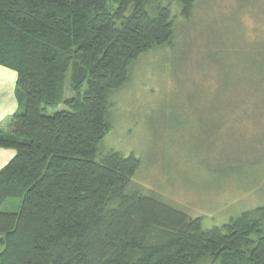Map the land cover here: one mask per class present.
<instances>
[{
	"label": "trees",
	"instance_id": "trees-1",
	"mask_svg": "<svg viewBox=\"0 0 264 264\" xmlns=\"http://www.w3.org/2000/svg\"><path fill=\"white\" fill-rule=\"evenodd\" d=\"M171 5L188 20L195 0H0V66L16 73L17 101L0 130L14 152L0 170V264H264V206L204 228L128 188L133 155L96 160L108 96L173 43ZM8 200L15 211L1 210Z\"/></svg>",
	"mask_w": 264,
	"mask_h": 264
},
{
	"label": "rangeland",
	"instance_id": "rangeland-1",
	"mask_svg": "<svg viewBox=\"0 0 264 264\" xmlns=\"http://www.w3.org/2000/svg\"><path fill=\"white\" fill-rule=\"evenodd\" d=\"M171 10L172 45L140 56L108 96L96 160L133 155L131 191L221 226L264 206V0H195L188 20Z\"/></svg>",
	"mask_w": 264,
	"mask_h": 264
},
{
	"label": "crops",
	"instance_id": "crops-1",
	"mask_svg": "<svg viewBox=\"0 0 264 264\" xmlns=\"http://www.w3.org/2000/svg\"><path fill=\"white\" fill-rule=\"evenodd\" d=\"M16 73L0 66V130H7L11 117L17 110L14 94ZM12 150L0 148V170L13 157Z\"/></svg>",
	"mask_w": 264,
	"mask_h": 264
}]
</instances>
